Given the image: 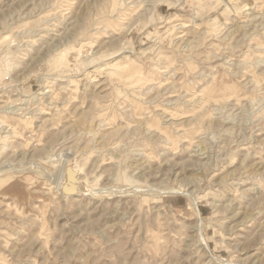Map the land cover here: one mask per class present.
<instances>
[{
	"label": "rangeland",
	"instance_id": "rangeland-1",
	"mask_svg": "<svg viewBox=\"0 0 264 264\" xmlns=\"http://www.w3.org/2000/svg\"><path fill=\"white\" fill-rule=\"evenodd\" d=\"M0 264H264V0H0Z\"/></svg>",
	"mask_w": 264,
	"mask_h": 264
},
{
	"label": "bare ground",
	"instance_id": "bare-ground-1",
	"mask_svg": "<svg viewBox=\"0 0 264 264\" xmlns=\"http://www.w3.org/2000/svg\"><path fill=\"white\" fill-rule=\"evenodd\" d=\"M67 168H70L71 170H72V168L69 166V167H67ZM67 168H66V170H65V175H66V182L65 183H63V185H62V187H61V191H62V189H63V187L64 186H67V185H70V184H73V187H74V193L73 194H75V192H76V188H75V185H76V181H77V178H76V172L75 171H73L74 172V177H75V180L73 181V182H71L69 179H68V175H67ZM63 193H65L64 191H62ZM174 192H178V190L176 191V190H172V189H170V191L168 190V191H166V194L168 193V194H171V193H174ZM65 194H67V195H72V194H68V193H65ZM184 194H186L187 196H190L189 194H188V192H184ZM192 201V204H193V206H194V208H195V212L197 213V219H198V221L200 222V220H201V215H200V213L198 212V208H197V204H196V201H194L193 199L191 200ZM198 222V224L200 225V223ZM201 236V235H200ZM201 238V237H200ZM202 245L204 246V248H206L207 247V245H206V242H205V240L204 239H202ZM208 248V247H207ZM210 256H213V255H210Z\"/></svg>",
	"mask_w": 264,
	"mask_h": 264
},
{
	"label": "water",
	"instance_id": "water-1",
	"mask_svg": "<svg viewBox=\"0 0 264 264\" xmlns=\"http://www.w3.org/2000/svg\"><path fill=\"white\" fill-rule=\"evenodd\" d=\"M67 175H68V179L71 182H73L75 180L74 172L70 168H67ZM62 191H64L65 193H68V194H73L74 193L73 184L64 186L63 189H62Z\"/></svg>",
	"mask_w": 264,
	"mask_h": 264
}]
</instances>
